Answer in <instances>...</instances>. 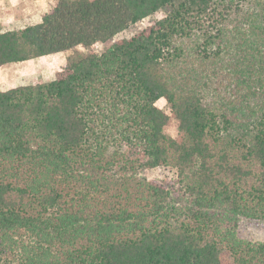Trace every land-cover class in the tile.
I'll return each instance as SVG.
<instances>
[{
  "label": "trees",
  "instance_id": "1",
  "mask_svg": "<svg viewBox=\"0 0 264 264\" xmlns=\"http://www.w3.org/2000/svg\"><path fill=\"white\" fill-rule=\"evenodd\" d=\"M99 42L0 90V264H264V0H56L0 68Z\"/></svg>",
  "mask_w": 264,
  "mask_h": 264
},
{
  "label": "rangeland",
  "instance_id": "2",
  "mask_svg": "<svg viewBox=\"0 0 264 264\" xmlns=\"http://www.w3.org/2000/svg\"><path fill=\"white\" fill-rule=\"evenodd\" d=\"M56 0H0V28L2 31L22 28L36 24L41 21L42 16L48 12ZM165 15L164 10L144 18L118 33L111 42L122 38H129L140 30L153 24L157 19ZM110 44V43H108ZM107 43H97L92 47L78 46L68 52H59L40 58L23 62L8 63L0 69V90H7L20 85H27L36 80L50 81L55 78L56 72L67 59H79L89 53H101L108 46ZM157 106L170 113L165 99L157 101ZM166 132L172 136L178 134L177 120L172 118L166 128ZM176 168L170 166H159L148 169L145 177L149 180L164 181L175 178ZM238 234L248 240H259L264 238V221L242 219L239 223Z\"/></svg>",
  "mask_w": 264,
  "mask_h": 264
},
{
  "label": "crops",
  "instance_id": "3",
  "mask_svg": "<svg viewBox=\"0 0 264 264\" xmlns=\"http://www.w3.org/2000/svg\"><path fill=\"white\" fill-rule=\"evenodd\" d=\"M1 68H2V67H1ZM1 68H0V69H1Z\"/></svg>",
  "mask_w": 264,
  "mask_h": 264
}]
</instances>
